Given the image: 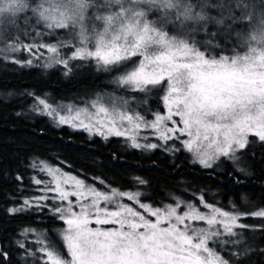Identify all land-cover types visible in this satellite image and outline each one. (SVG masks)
I'll return each instance as SVG.
<instances>
[{"label":"snow or ice","instance_id":"obj_1","mask_svg":"<svg viewBox=\"0 0 264 264\" xmlns=\"http://www.w3.org/2000/svg\"><path fill=\"white\" fill-rule=\"evenodd\" d=\"M213 7L224 14L209 15ZM234 7L247 12L236 16ZM238 21H247L250 31H235ZM21 23L32 43L13 37ZM0 45V59L21 67L43 59L42 50L51 54L42 66H62L65 76L93 65L129 94H97L80 107L53 106L47 94L28 92L35 99L32 111L58 126L105 140L125 137L137 149L183 150L205 169L231 162L245 176L251 173L240 165L256 159V147L264 148V0H0ZM20 52L29 58L12 55ZM152 98L163 109L154 110ZM141 129L153 130L158 142L141 136ZM259 155L264 160V153ZM39 170L53 177H33L34 184H44L38 189L44 194L25 198L7 212L48 214L62 222L53 234L62 243L25 228L24 240L7 247L0 243V264H246L256 249L243 243L244 230L264 232V224L240 222L264 219V208L224 210L204 194L198 200L203 211L178 198L170 204L146 203L151 198L139 190L107 185L98 190L75 176L57 179L63 174L47 164ZM69 181L75 190L62 186ZM133 184L147 181L134 177ZM30 233L36 235L35 248L25 242ZM259 252L264 254V248Z\"/></svg>","mask_w":264,"mask_h":264},{"label":"trees","instance_id":"obj_2","mask_svg":"<svg viewBox=\"0 0 264 264\" xmlns=\"http://www.w3.org/2000/svg\"><path fill=\"white\" fill-rule=\"evenodd\" d=\"M255 2L259 4V0ZM208 12L217 18L224 14L219 7L210 8ZM246 12L233 8L236 16ZM233 27L237 32L250 31L247 21H238ZM13 37L22 39L21 34H13ZM47 39L54 42L50 37ZM232 43L226 41L225 45L231 47ZM12 55L27 58L22 53ZM63 73L59 65L48 69L39 65L19 71L10 58L0 59V243L4 246H9L10 241L24 240L20 233L25 228L40 230L43 227L45 233L62 243L53 235L62 223L50 220L48 214L31 211L9 215L7 212L8 208L18 207L25 198L37 194V187L29 184L36 160L58 165L88 181L102 179L105 184L100 187L104 190L106 185L119 190H139L144 197L151 198L146 200L149 203H170L176 197L196 201L197 196L204 194L207 202L225 206L224 210L235 211L234 206L243 203L264 207V160L259 155L264 153V148L256 147V159L243 163L251 173L245 176L226 162L222 163L220 171L203 169L183 150L175 154L162 149L147 153L129 147L120 138L90 137L67 126H54L44 115L29 114L28 108L33 107L35 99L27 95L28 92L42 98L47 94L48 102L54 105L61 102L82 104L89 96L103 91L129 95L116 88L111 74L98 72L93 65L74 68L68 76ZM150 104L154 110L163 109L162 103L158 104L155 98ZM18 176L21 181L16 179ZM134 177L146 180L147 184L134 185ZM247 223L259 226L264 224V219L249 218ZM245 234L251 232L245 231ZM249 239L246 245L256 251L246 258V264H264V254L259 252L264 248V232L256 231ZM29 240L27 237L25 242L29 244Z\"/></svg>","mask_w":264,"mask_h":264},{"label":"rangeland","instance_id":"obj_3","mask_svg":"<svg viewBox=\"0 0 264 264\" xmlns=\"http://www.w3.org/2000/svg\"><path fill=\"white\" fill-rule=\"evenodd\" d=\"M24 27H25V26L21 23V25H20V27H19V30H14V31H13V34H21V35H22V39H21V41H22L23 43H25V44L32 43V42H33V39L31 38V36H26V35L23 34V29H24ZM29 39H30V41H29ZM0 47H2V45H0ZM42 51H44V58L41 59V60H39V61H34L33 66H30V67H21L20 64H16V63H14L15 66H16V69H17V70L19 69V71H21V70H27V69H30V68H32V67H34V66H39V65H40L42 68H44V69L47 68V67H43L42 65H43V63L45 62V60L47 59V56H48V55H51V54L47 53L46 50H42ZM20 53L24 54V57H26V55H27V58H29V53H27V52H20ZM16 54H17V53H16ZM27 58H26V59H27ZM19 59L24 60V59H22V58H19ZM47 69H48V68H47ZM97 94H103V95H105V96H108V95H114V96H125V95L117 94V93H115V92H111V91H105V92L103 91V92H97L95 95L89 96V97H88V98H87L82 104H76V103H73V102H61V103H58V104H55V105L53 104V106L61 105V104H63V105L74 104V105H78V106H80V107H83V106H84V103H85L86 101H89V100L95 99L96 96H97ZM125 97H127V96H125ZM134 106H135V105H134ZM162 106H163V105H162ZM138 110H140V109H138ZM27 112H29V114L35 113L34 111H32V107H31V108H28V111H27ZM61 114H64V113L62 112ZM46 117L49 119V121H50V123H51L52 125H54V126H58V125H57V124H56V123H55L50 117H48V116H46ZM148 118H149V119H153L152 116H149ZM59 126H67L68 128H70V129H72V130H75V131H83V130L73 129L72 127H70V126L67 125V124H65V125H59ZM83 132H85V131H83ZM152 132H153V130H151V129H147V130H146V129H141V130H140V134H141V136H143V135H148V136H149V140H150V142H152V143H156V142H158V141H157V138H156L155 135L152 134ZM85 133L89 136V133H87V132H85ZM92 137H100V136H92ZM112 137H114V138H120V139L124 140V142L129 146V143H130V142H128V141L126 140L125 137H115V136H111V137H109V138H112ZM100 138H102V137H100ZM102 139H103V138H102ZM140 142H141V143H144L145 141L141 140ZM129 147H130V146H129ZM131 148H132V147H131ZM133 149H137V148H133ZM137 150H141V151H144V152H147V153L153 151V150H144V149H137ZM162 150H163V149H162ZM185 152H186V151H185ZM187 153H188V152H187ZM188 154H190V156L192 157V154H191V153H188ZM192 161H193V157H192ZM226 163H229L230 165H233L231 162H227V161H226ZM35 164H37L38 166L35 167V168L33 169V174L31 175V177H30V182H29V184H30L31 187H35V188L37 187V188L35 189V190L37 191V194H35L34 196H40V195H43V194H44L43 192L38 191V189H42V188H44V184H41V185H36V184H34V183L32 182L33 177H35V178H37V179H41L42 181H52V180H53V177H52V176H49L47 173H45V172H41V171L39 170V167L42 166V164H47V165H49V166H50L51 168H53V169H59V170H60V173L63 174V175H62V176H61V175H58V176H57V179H60L61 181H63V179L66 178L67 176H75L77 179L84 180L86 185L94 186V187H96L98 190H104L103 188L100 187L99 180L94 179V180H92V181H88V180H86V179H84V178H82V177H79V176H77V175H75V174H73V173H70V172L65 171L62 167H60V166H58V165L51 164V163H49V162H47V161H45V160H36V161H35ZM195 164L199 165L198 163H195ZM199 166H200V165H199ZM222 166H223V164H222V163H219V166H218V167H215V166H214V169L220 171V169H223ZM240 166L243 167V163H242ZM200 167L203 168L202 166H200ZM203 169H205V168H203ZM18 181H21V180H18ZM50 186H51V187H55V183H54V182L51 183ZM62 186L65 187L67 190H75V189H74V186H73V184H72L71 181H69V183H68L67 185H64V184L62 183ZM122 191H129V190H122ZM32 195H33V194H32ZM48 195H49V196H54V195H57V194L54 193V192H49ZM24 197H25V196H24ZM28 197L31 198V197H33V196H28ZM199 197H200V196H197V197H196V201H193L192 199H189V197H187V198H184V197H176L175 199L178 198V199H181V200L187 201V202H189V203H197V204H198ZM70 199H72L73 201H75L76 198H75V197H70ZM142 199H143V198H142ZM175 199H174V200H175ZM174 200H173V201H174ZM124 202H125V203H129V204L132 203V202H128L126 198H125ZM144 202L149 203V202H147L146 200H144ZM49 203H51V201H49ZM65 203H66V202H65ZM170 203H173V202H170ZM170 203H163V204H170ZM198 206L201 207V210H202V211L204 210V209L202 208V206H200L199 204H198ZM12 207H17V206H12ZM12 207H10V208H12ZM137 208H138V206H137ZM253 208H254V209H253ZM259 208H260L259 206L255 208L254 205H253V206H252V205H248L247 203H243V204H241V205H239V206H234L235 211H240V212H248L249 210L254 211V210H258ZM261 208H264V207H261ZM8 209H9V208H8ZM140 211H143V210H140ZM8 214H9V215H13V214H10V213H8ZM249 218H252L253 220H262L261 218H253V217H249ZM249 218H247V220H248ZM247 220H246V219H243V220L240 221V222H241V223H245V224L250 225L249 223H247ZM39 222L43 223L44 220H39ZM61 223H62V222H61ZM252 226H255V225H252ZM61 227H63V225H61L60 227H58L56 230H58V229L61 228ZM32 229H34V228H32ZM50 229H51V227H50ZM44 230H45V227H43V228L40 229V230L37 229L38 232H44V233H45ZM244 231H248V230H244ZM249 232H251V234H249V235L244 234L243 237H242L243 243H244L245 245L248 244V241L250 240L249 238H250L253 234H255V232H253V231H249ZM28 238L30 239V240H29V244H31L33 248L37 247V245H35V243H34V241H35V239H36V235H35V233H30L29 236H28Z\"/></svg>","mask_w":264,"mask_h":264}]
</instances>
